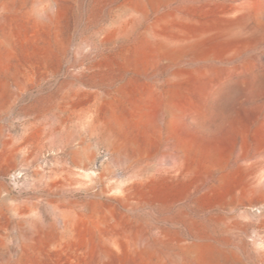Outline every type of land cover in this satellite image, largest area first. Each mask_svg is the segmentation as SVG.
<instances>
[{
	"label": "rangeland",
	"instance_id": "obj_1",
	"mask_svg": "<svg viewBox=\"0 0 264 264\" xmlns=\"http://www.w3.org/2000/svg\"><path fill=\"white\" fill-rule=\"evenodd\" d=\"M126 1L0 0V264H207L192 244L264 264V196L244 189L264 172V30L171 60L147 45L158 15L245 0H175L123 33Z\"/></svg>",
	"mask_w": 264,
	"mask_h": 264
},
{
	"label": "bare ground",
	"instance_id": "obj_2",
	"mask_svg": "<svg viewBox=\"0 0 264 264\" xmlns=\"http://www.w3.org/2000/svg\"><path fill=\"white\" fill-rule=\"evenodd\" d=\"M173 1H175V0H127L126 4L128 5V18L123 22V24L121 26V30L123 31V33H128L129 29L133 28L134 26H136L138 23H140L142 20H144L146 18L149 9H153V10L156 11L158 8H160V6L170 4ZM43 2H41V3H43ZM51 3H52V1H51ZM51 3L48 2L46 5L43 4V6L39 10L37 8L35 9L36 11L38 10L37 11V18H36V21H37L38 24H43L45 22V18L47 19V17L50 16ZM223 13H224L222 15L223 19L221 21L214 20V21H211V22H205L204 24L194 23V22L193 23H190V22L189 23L176 22L175 21L176 18L174 17L173 12L172 13H168V11L163 13V14H161V15H158L156 17L155 21L152 23L151 30L149 31V38L147 40V45H148V47L150 49L151 54L158 55V56H165L168 59L176 60V61H177V59H180V58H183V57H186V56L192 57V58H207V57L209 58L211 56L215 57L213 55L216 54V52H217V49H218L217 45H222L223 43H227L228 41L232 40L233 38L238 37L240 34H245V33H248L250 31H256V32L259 31V32H261V31L264 30V0H245V1H243L241 3H238V4H231L230 5V9L228 11H224ZM149 14H150V12H149ZM155 14H157V13H155ZM158 14H160V11L158 12ZM145 24H148V23H145ZM48 25H49V23H48ZM262 34H263V32H262ZM253 36H255V35H253ZM211 45H213V46L211 47ZM131 46H132V44H131ZM2 52H3V49H2ZM262 54H263L262 56H264V53H262ZM3 56H2V54L0 52V72L5 67V61L6 60L4 61ZM260 58H261V56H260ZM262 83L264 84V79H263ZM0 87H2V86H0ZM211 87L213 88V86H211ZM176 91H177V89H176ZM179 91H180V89H179ZM185 94H187V93H185ZM176 96L177 95H175V98H176ZM155 104H156V100L153 99V98L148 101V105H147L146 109L143 111L142 116H141V119H142L143 122L151 123L155 119V116H158V115L162 114L163 110L162 109H158V107ZM171 104H173V102H171ZM191 107H193V106H191ZM139 112H140V110H139ZM156 128H157V126H156ZM106 134H107V132H106ZM107 138H109V135H108ZM188 139H189V137H188ZM237 141H236V143H237ZM261 141H264V140H261ZM193 142H194V140H193ZM243 142H245V141H243ZM194 144H195V142H194ZM211 147H213V146H211ZM260 148H262V147H260ZM114 149H115L114 152L116 151L119 156H122V151L123 150L121 151V149L119 147H117V146L114 147ZM223 154H224V152H223ZM221 159H222V157H221ZM216 163H218V162H216ZM244 189L250 191L251 193H254L255 195H258V197L264 196V172H262L261 175H255L254 177L247 179L245 181V183H244ZM105 219H106V217L103 219V223H104V221H106ZM115 227L118 230H120L121 232H124V234L126 236H130V234H129L130 232H129V228H128L129 226L127 225V222L126 223L125 222H119L117 225H115ZM95 230H97V229H95ZM165 237H167V236H165ZM106 238H107V236H106ZM132 239H133L134 243H138V241H139V240H137L138 239L137 236H133ZM110 244H112L114 246H119V243H118L117 239L110 240ZM147 247H149V245ZM152 248H153V246H152ZM143 250H144V248H143ZM115 251H117V250H115ZM144 251H146V250H144ZM184 252L192 253V254H195V255L196 254L197 255L198 254L202 255L204 253L206 255V258H207V264H244L237 257L234 258V259H231L230 258L231 256L228 257L227 256L228 254L225 255L223 253V251L221 252L220 250L216 249L214 247V245L212 247L210 245H206V246L203 245L202 246L200 244H192L191 246L189 245V247L185 248ZM103 253L106 254L107 251H104ZM233 254L231 252V255H233ZM201 258L202 257H200V259ZM111 259H112V257H111ZM196 259H197V256H196Z\"/></svg>",
	"mask_w": 264,
	"mask_h": 264
}]
</instances>
